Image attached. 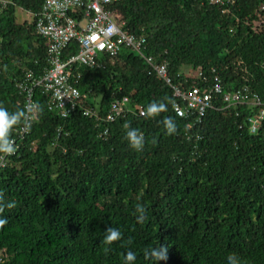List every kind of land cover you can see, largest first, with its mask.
<instances>
[{
	"label": "trees",
	"instance_id": "1",
	"mask_svg": "<svg viewBox=\"0 0 264 264\" xmlns=\"http://www.w3.org/2000/svg\"><path fill=\"white\" fill-rule=\"evenodd\" d=\"M7 1L0 6V105L25 118L11 133L16 151L0 167V203L14 204L2 213L0 264H122L129 250L135 264H152L144 249L165 241L168 259L160 264H227L229 254L264 264V117L255 132L250 123L264 107V0L117 3V20L146 36V52L168 63L175 83L220 81L262 100L228 106L219 95L199 119L179 116L173 88L127 49L103 66L75 69L86 97L68 117L49 110L39 85L28 110L25 75L40 77L48 67L34 21L44 0ZM18 8L32 21L19 22ZM78 49L70 44L66 54ZM123 96L129 108L107 122L111 102ZM154 101L167 109L150 117ZM92 106L98 116L84 114ZM169 117L173 135L162 123ZM125 125L145 135L142 151L129 147ZM138 206L146 209L142 223ZM110 227L122 239L108 246Z\"/></svg>",
	"mask_w": 264,
	"mask_h": 264
},
{
	"label": "built area",
	"instance_id": "2",
	"mask_svg": "<svg viewBox=\"0 0 264 264\" xmlns=\"http://www.w3.org/2000/svg\"><path fill=\"white\" fill-rule=\"evenodd\" d=\"M120 1L44 0L42 10L34 16V21L36 33L47 42L48 67L40 77L35 78L32 71L25 75V80L30 81L32 86L24 85L27 89L28 110L35 105L34 87L39 85L48 95L49 110L59 113L63 118L68 117L86 97L77 86L75 79L76 76L80 77V74H77L75 69L81 66H103L107 59H115L122 49L140 55L157 77L173 88L177 98L174 109L181 117L199 119L213 106L215 97L219 95L228 106L249 101L254 105H261L262 100L257 94L246 89L226 91L220 81L211 86L192 85L188 88L175 83L170 75L168 63L158 62L146 52V36L124 29V21L117 20L115 7ZM7 3V0H0L1 8ZM73 43L78 46V52L66 54L68 47ZM198 74L202 75L201 72ZM129 104L128 96L113 100L105 120L114 121L129 108ZM141 113L144 114L143 109ZM84 114L98 116L99 110L95 106L86 107ZM263 117L264 107L257 117L250 119L251 131L257 130ZM22 131H26V128ZM13 140L16 146V141ZM8 157L9 155H0V167L7 164ZM3 261L0 256V263Z\"/></svg>",
	"mask_w": 264,
	"mask_h": 264
},
{
	"label": "clouds",
	"instance_id": "3",
	"mask_svg": "<svg viewBox=\"0 0 264 264\" xmlns=\"http://www.w3.org/2000/svg\"><path fill=\"white\" fill-rule=\"evenodd\" d=\"M167 105L163 102H152L147 106L146 114L150 117L166 111ZM25 118L23 111L10 112L6 107L0 105V155H11L16 151L15 142L12 139V130L21 123ZM164 129L168 135H173L177 130V125L172 118H166L162 121ZM125 138L129 147L135 151H142L145 145V135L137 128L130 125H125ZM14 207L13 203H0V227L6 225L8 220L2 215L4 210ZM137 221L142 223L146 218V209L138 206L136 209ZM122 239L121 231L116 227H110L105 231L103 243L105 245H112L114 242ZM145 259L152 261V264H160L161 261L168 259L169 247L167 242L160 243L156 247L144 249ZM137 257L135 252L129 250L123 258L122 264H135ZM227 264H241V259L236 254H229L227 256Z\"/></svg>",
	"mask_w": 264,
	"mask_h": 264
},
{
	"label": "rangeland",
	"instance_id": "4",
	"mask_svg": "<svg viewBox=\"0 0 264 264\" xmlns=\"http://www.w3.org/2000/svg\"><path fill=\"white\" fill-rule=\"evenodd\" d=\"M16 13H17V19L19 22L32 21V19H33V15L30 12H27V11L22 10L20 8L17 9ZM196 74H197V72H196Z\"/></svg>",
	"mask_w": 264,
	"mask_h": 264
},
{
	"label": "crops",
	"instance_id": "5",
	"mask_svg": "<svg viewBox=\"0 0 264 264\" xmlns=\"http://www.w3.org/2000/svg\"><path fill=\"white\" fill-rule=\"evenodd\" d=\"M185 71H190V69L189 68H185Z\"/></svg>",
	"mask_w": 264,
	"mask_h": 264
}]
</instances>
